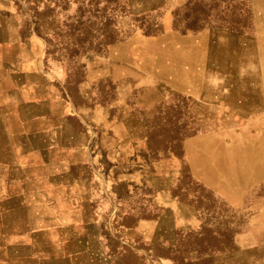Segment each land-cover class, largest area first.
I'll return each mask as SVG.
<instances>
[{
    "label": "crops",
    "instance_id": "1",
    "mask_svg": "<svg viewBox=\"0 0 264 264\" xmlns=\"http://www.w3.org/2000/svg\"><path fill=\"white\" fill-rule=\"evenodd\" d=\"M135 1L171 16L187 0ZM12 10L0 0V264H178L182 241L209 222L198 189L239 215L256 207L264 154L247 128L264 119L253 113L264 107L258 95L189 88L196 125L209 130L179 140L176 154L158 146L152 121L135 118L139 111L115 119V104L92 107L77 89L79 104L76 93L60 91ZM147 44L180 46L163 37ZM146 53L128 55L127 70L158 80L161 101L179 93L166 82L178 76L157 66L175 69L177 61Z\"/></svg>",
    "mask_w": 264,
    "mask_h": 264
},
{
    "label": "rangeland",
    "instance_id": "2",
    "mask_svg": "<svg viewBox=\"0 0 264 264\" xmlns=\"http://www.w3.org/2000/svg\"><path fill=\"white\" fill-rule=\"evenodd\" d=\"M3 2L13 9L12 21L15 18L32 35L40 67L50 73L60 91L76 93L79 104L83 102L82 90L90 96L88 104L92 107L115 104V119L125 120L139 111L135 118L152 121L158 146H165L168 151L179 154V140L209 130L201 122L196 125L194 105L185 94L189 88L224 89L227 93L232 88L242 95H258L264 105V0H187L171 16L163 11H148L149 7L135 0ZM160 37L180 46L164 50L151 44L142 46L145 40ZM129 42L135 45L134 49L128 48ZM146 52L177 61L175 69L172 64L157 66L166 77L178 76L166 82L179 93L161 101L154 92L158 80L133 76L127 70L128 55L141 56ZM77 89L81 90L79 96ZM143 98L145 102L137 103ZM128 105L132 107L129 113ZM34 112L35 107L31 109ZM253 113L257 118L264 116V107L256 105ZM90 126L89 136L96 133ZM247 129L254 130L256 150L264 154V119L257 121L255 128ZM244 139L243 143L249 146L250 138ZM218 150L225 151L226 146ZM188 178L185 176L184 182L197 187ZM197 192L202 197L199 206L209 213V222L199 236L182 241L181 251L174 256L178 264H188L183 261L188 257L194 260L192 264H264V183L256 195V207L245 216L201 189ZM190 249L198 255L190 257Z\"/></svg>",
    "mask_w": 264,
    "mask_h": 264
},
{
    "label": "bare ground",
    "instance_id": "3",
    "mask_svg": "<svg viewBox=\"0 0 264 264\" xmlns=\"http://www.w3.org/2000/svg\"><path fill=\"white\" fill-rule=\"evenodd\" d=\"M259 18H260V17H259ZM261 20H262V19H261ZM214 36H215V35H214ZM214 36H213V37H214ZM216 38H217V37H216ZM219 38H220V37H219ZM230 39H231V38H230ZM220 41H221V40H220ZM240 42H241V41H240ZM228 43L230 44L231 42L229 41ZM244 44H245V43H244ZM254 44H255V43H254ZM225 47H226V46H225ZM213 48H214V47H213ZM217 48H218V47H217ZM220 48H221V47H220ZM226 48H227V47H226ZM235 48H236V47H235ZM248 48H249V47H248ZM256 48H257V47H256ZM224 49H225V48H224ZM186 50H187V48H186ZM215 50H216V49H215ZM222 51H223V50H222ZM226 51H227V50H226ZM226 51H225V52H226ZM236 51H237V50H236ZM236 51H235V52H236ZM225 52H224V53H225ZM236 54H237V52H236ZM239 54H240V53H239ZM243 54H244V53H243ZM184 56H185V55H184ZM227 56H229V55H227ZM235 57H236V56H235ZM223 58H224V57H223ZM224 59H226V58H224ZM235 59H236V58H235ZM215 61H216V60H215ZM222 61H223V60H222ZM224 62H225V61H224ZM234 62H235V61H234ZM238 62H239V61H238ZM242 62H243V61H242ZM242 62H241V63H242ZM215 63H216V62H215ZM229 64H230V63H229ZM233 64H234V63H233ZM235 64H236V63H235ZM260 64H262V63H260ZM263 64H264V63H263ZM231 66H232V65H231ZM234 66H235V65H234ZM234 66H233V67H234ZM250 66H251V65H250ZM239 67H240V66H239ZM261 67H262V66H261ZM257 68H258V66H257ZM238 69H239V68H238ZM252 70H254V69H252ZM225 71H226V70H225ZM255 71H256V70H255ZM217 72H218V71H217ZM232 72H233V71H232ZM234 72H235V71H234ZM238 72H239V71H238ZM210 73H211V72H210ZM212 73H213V72H212ZM219 73H220V72H219ZM219 73H217V74H219ZM263 73H264V72H263ZM220 74H221V73H220ZM255 74H256V73H255ZM218 76H219V75H218ZM218 76H217V78H218ZM263 76H264V74H263ZM219 77H220V76H219ZM237 77H238V76H237ZM256 78H257V77H256ZM263 78H264V77H263ZM210 79H211V78H210ZM227 79H228V78H227ZM240 79H241V78H240ZM245 79H246V78H245ZM249 79H251V78H249ZM229 80H230V79H229ZM223 81H224V80H223ZM258 81H259V80H258ZM263 81H264V80H263ZM220 82H221V81H220ZM253 82H256V81H253ZM253 82H252V83H253ZM234 83L236 84V82H234ZM240 83H241V82H240ZM240 83H239V84H240ZM206 84H207V83H206ZM211 85H212V84H210V86H211ZM227 85H229V84H227ZM230 85H231V84H230ZM237 85H238V84H237ZM214 86H216V85L214 84ZM244 86H246V85L244 84ZM254 86H255V85H254ZM262 87H263V86H262ZM230 88H231V86H230ZM231 90H232V88H231ZM239 90H240V89H239ZM256 91H257V89H256ZM258 92H259V91H258ZM258 92H257V93H258ZM259 93H260V92H259ZM238 94H239V93H238ZM262 96H263V94H262ZM198 100H199V99H198ZM243 107H244V106H243ZM200 110H201V109H200Z\"/></svg>",
    "mask_w": 264,
    "mask_h": 264
}]
</instances>
